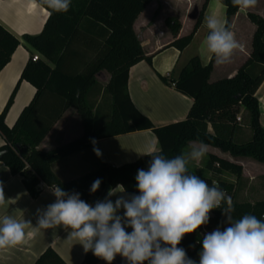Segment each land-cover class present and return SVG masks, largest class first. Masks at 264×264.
Returning <instances> with one entry per match:
<instances>
[{"label": "trees", "instance_id": "16d2710c", "mask_svg": "<svg viewBox=\"0 0 264 264\" xmlns=\"http://www.w3.org/2000/svg\"><path fill=\"white\" fill-rule=\"evenodd\" d=\"M38 4L49 11L43 30L38 34H24L26 46L39 53L40 59L32 57L24 67L21 77L7 104L0 113V134L5 144L0 147L2 161L14 175L23 176L27 190L33 198L39 197L41 185H59L65 191H77L88 203L95 196L101 197L107 184L112 188L123 185L130 194H138L135 175L138 169H147L150 157L141 156L136 161L115 166L102 160L87 174L63 181L53 170V164L82 150L93 148L92 139L118 136L139 130H152L168 157L178 155L191 142H203L229 152L233 157H249L264 163V127L261 123L260 103L257 90L264 81V17L249 12V19L257 29L253 36L252 52L247 61L231 77L211 82L214 60L203 65L198 56L192 57L181 69L178 77L162 80L193 99L185 120L162 127L156 126L134 105L128 91L130 68L142 60L152 61L142 46L134 23L153 0H72L68 12H53L43 0ZM227 10V21L232 28V17L240 8L231 0H219ZM209 0L196 20L193 31L176 38L170 46L183 51L193 40L201 26ZM167 26L177 37L181 23L168 17ZM20 40L0 23V72L11 61L20 45ZM87 57L81 62V58ZM103 70L111 77L105 91L111 95V113L108 120L96 124L98 117L89 95L99 84L97 74ZM23 81L31 83L36 92L31 102L22 110L13 126L6 123V116ZM73 106L81 117V137L49 150L39 149V144L62 117L67 108ZM245 111V123L237 120ZM252 130L251 139L237 142V133L244 138L246 122ZM206 167L210 177L190 171L211 184L217 182L232 197L234 218L251 213L264 219V199L255 202L239 201L236 198L238 181L243 174V165L218 155L207 153ZM235 175L236 182L226 176ZM101 179L100 188L90 193L92 183ZM207 225L208 231L217 226L224 227V216L220 209L212 211ZM203 226L195 233L187 234L179 247L188 251V256L199 262ZM101 259L91 252L84 256L83 264H97ZM35 264H67L53 249L48 247Z\"/></svg>", "mask_w": 264, "mask_h": 264}, {"label": "clouds", "instance_id": "9594fccd", "mask_svg": "<svg viewBox=\"0 0 264 264\" xmlns=\"http://www.w3.org/2000/svg\"><path fill=\"white\" fill-rule=\"evenodd\" d=\"M257 2L231 0L241 10L251 9ZM43 3L53 12L66 13L72 0ZM205 24L208 32L202 54L218 65L231 63L241 45L227 19L210 14L205 16ZM91 142L94 153L102 156L97 141L93 138ZM207 152L208 145L203 142H192L187 150L172 157L153 146L141 154L150 160L147 169H138L135 175L138 194H130L118 184L94 204L81 199L77 191L68 192L53 184L48 190L55 200L36 210L35 226L12 215L0 217V249L23 244L26 235L32 234L25 231L30 226L38 230L63 228L69 241H78L85 254L91 252L106 264H113L117 256L125 264H197L179 245L187 234L209 223L213 210L220 209L226 226L203 234L198 241L202 245L198 264H264V219L251 213L234 218L232 197L217 182L209 184L190 171V164L202 160ZM101 183L97 178L90 193H95ZM5 201L0 181V205Z\"/></svg>", "mask_w": 264, "mask_h": 264}, {"label": "crops", "instance_id": "0c3cea01", "mask_svg": "<svg viewBox=\"0 0 264 264\" xmlns=\"http://www.w3.org/2000/svg\"><path fill=\"white\" fill-rule=\"evenodd\" d=\"M157 2L158 0L151 1L134 23V29L140 37L143 49L148 56H152V61L142 60L130 68L128 91L137 109L146 115L156 126L162 127L185 120L193 104L191 97L178 92L173 85L166 84L161 78V76H165L176 79L181 69L192 57L183 66L175 65V67H171L166 63L165 55L168 52H172L175 56H181L192 45L205 20L210 0L206 7L201 26L195 33L192 42L183 51L170 46V44L176 38L190 34L194 29L196 21L192 22L190 27H187L185 19L181 17V29L177 37L174 36L171 29L165 23L164 28L167 27V31H170L171 36L167 41L163 42L160 39V35H158L160 34L158 22L151 25L150 19H147L149 14H154L156 11ZM220 4L222 6H219L220 11H224L221 18H227L226 7L221 2ZM249 12L262 14L261 16L264 17L263 12H257L252 9H239L232 17L231 30L241 48L234 52L231 63L218 65L214 61L210 77L211 82L231 77L250 57L253 36L257 27L249 19ZM48 17L49 11L38 4L36 0H0V23L21 42L12 55L11 61L0 72V113L3 111L16 87L24 67L33 55L22 37L24 34L40 33ZM152 32L157 34L155 38ZM36 53L39 55L38 52ZM199 53V55L195 56L201 59L203 65H207L211 59L208 55L202 54L201 50ZM86 57L87 55L81 58V62ZM96 77L100 83V78H102L106 86L111 75L108 71L103 70ZM35 92L36 88L31 83L23 81L20 84L13 105L6 116V123L9 126L15 124L22 110L33 99ZM257 97L260 103L261 123L264 127V81L257 90ZM101 99L102 95L99 96L98 104ZM98 104L95 105V113L97 112ZM110 108L111 105L108 106L105 103L101 106L100 112L98 110V117L102 119L100 124L109 119ZM82 134L81 117L76 109L71 106L66 109L62 117L39 144V149L44 151L52 149L73 141L81 137ZM4 144L5 140L0 134V147ZM153 146L161 148L156 134L150 129L98 139L96 144V147L102 152L100 158L115 166L136 161L142 156V153ZM188 147L184 150H187ZM207 153H212L243 165V174L241 180L238 181L236 198L238 192L245 193V195H263L256 200L239 201L255 202L264 199V172H255L249 169V167L261 168L264 163L247 157H233L229 152H223L221 149L210 145H208ZM98 158L93 148H88L56 161L53 164V170L61 180L70 181L94 169ZM229 180L236 182L237 178L234 175ZM0 181L3 182L6 198L5 203L0 205V217L6 214L12 215L17 220H30L33 226H35L36 210L38 208L41 210L45 209L48 204L55 200L54 195L48 190L49 187L44 184L41 185L42 192L39 197L33 198L25 186L23 176L14 175L2 161H0ZM105 196L99 197V199L103 200ZM112 199L115 200L116 197H112ZM25 231L32 234L26 235L23 244L12 248L0 249V264H35L37 258L48 247L55 249L67 264H83L85 253L82 246L78 244V241H69L67 239L68 233L63 228L38 230L30 226ZM97 264H106V262L101 260ZM113 264H125V262L121 257L117 256Z\"/></svg>", "mask_w": 264, "mask_h": 264}, {"label": "rangeland", "instance_id": "374dc122", "mask_svg": "<svg viewBox=\"0 0 264 264\" xmlns=\"http://www.w3.org/2000/svg\"><path fill=\"white\" fill-rule=\"evenodd\" d=\"M206 0H158L157 5H156V11L154 14H149L147 19H150V24H156L158 22V28L160 31V39L161 41H167V39L171 36L170 31H167V27L164 28V24L166 23V20L168 17H175L178 19V21H181V17L185 19V25L187 27H190L191 23L197 20V16L194 18L192 17L194 14H197L198 17L202 12L203 5ZM219 6H221L219 0H210L206 15L210 14H215L218 17H222L224 11H220ZM222 7V6H221ZM254 11L257 12H263L264 13V0H258L257 5L253 8H251ZM205 14V12H204ZM262 15V14H261ZM243 16V15H242ZM246 16V14H245ZM247 17V16H246ZM167 25V24H165ZM207 27L205 24V20L196 35V38L194 42L192 43L191 46H189L181 56H175L172 52H168L165 55V60L166 63L171 66L175 67V65L178 66H183L186 64V62L190 59V57H193L195 55H199L200 50H201V45L204 40V38L207 35ZM154 35V38L157 35L155 32H152ZM33 55H37L35 50H31ZM101 83L99 84L92 90V92L89 95V102L90 104L93 103L94 105L98 104L99 96L102 95V99L98 104V110L100 112V108L103 104H107L110 106L111 102V95L105 91V81L100 78ZM103 92V94H102ZM96 103V104H95ZM92 105V104H91ZM110 113H111V108H110ZM239 116L243 118L241 121L242 124L245 123V111H241ZM102 119L97 118L96 119V124L100 123ZM246 130V136L244 138H241L239 133L235 136V141L237 142H242V141H247L251 139V134L252 130L248 125V121L246 122L244 126ZM224 152V151H223ZM249 158V157H247ZM253 159V158H252ZM206 162H207V156H205L202 160L199 162H193L190 164V168L195 169L197 174L210 177L211 172L207 169L206 167ZM252 168V169H251ZM250 170L255 171V172H264V165L261 168H255V167H249ZM234 177L232 174H228L226 178L230 179ZM263 195H245V193L238 192L237 199L238 200H256L258 197H261Z\"/></svg>", "mask_w": 264, "mask_h": 264}, {"label": "water", "instance_id": "95a60500", "mask_svg": "<svg viewBox=\"0 0 264 264\" xmlns=\"http://www.w3.org/2000/svg\"><path fill=\"white\" fill-rule=\"evenodd\" d=\"M195 16H197V18H198V15H197V14H194L192 17L194 18ZM110 188H112V187L110 186V184H107V186H106L104 192L102 193L101 197L105 196V195L108 193V190H109ZM97 199H98L97 196L93 197V198L91 199V201L89 202V204H94V202L97 201Z\"/></svg>", "mask_w": 264, "mask_h": 264}, {"label": "built area", "instance_id": "2783aa9c", "mask_svg": "<svg viewBox=\"0 0 264 264\" xmlns=\"http://www.w3.org/2000/svg\"><path fill=\"white\" fill-rule=\"evenodd\" d=\"M39 59H40V55H38V54H37V55H32V60H33V61H37V60H39ZM241 119H242L241 116H238L237 120H238L239 122L241 121ZM97 200H100L99 197H98ZM212 214H213V213L211 212V216H212ZM203 230H204L205 233L211 232V231H208V230L206 229L205 226H203ZM186 251H187V250H186ZM187 254H188V251H187Z\"/></svg>", "mask_w": 264, "mask_h": 264}]
</instances>
